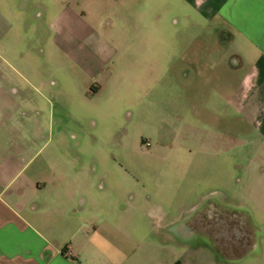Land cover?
<instances>
[{
  "label": "crops",
  "instance_id": "crops-1",
  "mask_svg": "<svg viewBox=\"0 0 264 264\" xmlns=\"http://www.w3.org/2000/svg\"><path fill=\"white\" fill-rule=\"evenodd\" d=\"M183 1L190 6L183 25L195 30L205 19L215 37L179 36L178 54L170 50L176 41L165 33L169 0H23L21 6L41 9L51 46L89 83L110 56L95 35L96 24L130 13L131 29L145 33L152 47L144 59L146 81L129 90L130 100L148 97L156 81L172 74L181 79L178 119L194 117L196 157L210 161V168L199 169L206 175L202 181L240 175L245 190L257 191L250 205L264 206V0ZM1 5L9 12L15 8L13 0ZM204 43L218 51L204 53ZM175 60L179 64L171 73ZM30 73L41 89L37 67ZM72 77L64 75L63 81L72 84ZM106 81L88 84L82 95L92 99L105 91ZM114 90L121 95L123 88ZM55 137L51 155L35 168L28 163L37 152L26 159L0 146V264H264V220L238 212L249 204L232 203L237 212L219 214L209 207L201 215L188 214L184 200L175 202L174 213L143 212L137 204L123 209L115 187L109 199L92 197L90 170L82 164L87 137L63 132ZM44 139L39 128L18 140L40 141L43 147L50 138Z\"/></svg>",
  "mask_w": 264,
  "mask_h": 264
},
{
  "label": "rangeland",
  "instance_id": "rangeland-1",
  "mask_svg": "<svg viewBox=\"0 0 264 264\" xmlns=\"http://www.w3.org/2000/svg\"><path fill=\"white\" fill-rule=\"evenodd\" d=\"M13 1L15 8L9 12L0 0V146L5 144L11 152L25 153L26 159L37 152L28 163L29 168H35L51 155L49 151L53 150L58 133L69 138L83 135L90 146L83 157L86 163L82 164L90 170L92 197L109 199L114 196L115 187L123 209L137 204L143 212L174 213L175 202L184 200L187 213L192 215L206 213L209 207L217 214L233 209L237 212L238 206L233 207L232 203H245L248 207L239 213L264 220V206L250 205L254 191L244 189L240 175L232 181L220 175L202 181L206 175L200 174L199 169L210 168V161L196 157L194 117L183 122L178 119L177 89L181 79L172 74L156 81L154 92L148 97H139L135 104L130 100L129 90H134L135 83L146 81L144 59L152 53V47L145 43V33L139 30L137 35L131 29L130 13L117 12L96 24L95 35L105 41L110 56L102 74L89 83L51 46L52 31L44 27L45 14L41 9L22 8L23 0ZM165 7L169 21L165 33L169 31L170 39L176 41L170 47L172 54L182 50L179 36L189 39L197 32L204 41L215 37L205 19L195 30L183 25L184 13L190 11L183 0H169ZM203 49L204 53L218 51L208 43ZM159 50L154 47L155 53ZM223 52H227L226 48ZM178 64V60L170 62L171 73ZM32 67H37L44 83L41 89L38 79L30 73ZM64 75L73 76V83H65ZM105 79V91L92 99L82 95L88 84L94 86ZM112 88H123L121 95ZM219 121L220 127L221 118ZM39 128L44 140L50 138L43 147L40 141L19 142L20 136L33 134ZM254 193L257 195V191Z\"/></svg>",
  "mask_w": 264,
  "mask_h": 264
}]
</instances>
